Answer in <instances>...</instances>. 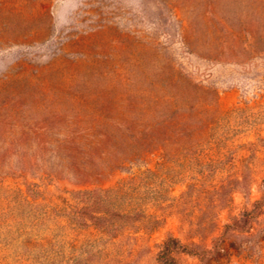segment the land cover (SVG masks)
<instances>
[{"label": "rangeland", "instance_id": "1", "mask_svg": "<svg viewBox=\"0 0 264 264\" xmlns=\"http://www.w3.org/2000/svg\"><path fill=\"white\" fill-rule=\"evenodd\" d=\"M166 246L264 264V0H0V264Z\"/></svg>", "mask_w": 264, "mask_h": 264}, {"label": "trees", "instance_id": "2", "mask_svg": "<svg viewBox=\"0 0 264 264\" xmlns=\"http://www.w3.org/2000/svg\"><path fill=\"white\" fill-rule=\"evenodd\" d=\"M245 221V219L243 220ZM231 225H228V227H230ZM233 227L239 231H243L245 229L246 226H242L240 224V222H236L235 224H233ZM162 255H167V257H162L163 263L164 264H170L169 260L172 259L170 256V248L166 246L165 250L162 252Z\"/></svg>", "mask_w": 264, "mask_h": 264}]
</instances>
